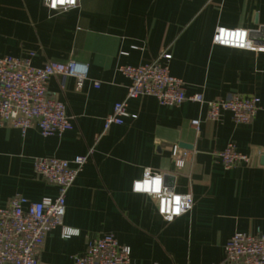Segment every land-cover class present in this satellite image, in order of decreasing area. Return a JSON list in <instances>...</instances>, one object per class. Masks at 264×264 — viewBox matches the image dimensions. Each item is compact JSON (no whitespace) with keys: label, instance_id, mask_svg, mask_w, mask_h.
I'll use <instances>...</instances> for the list:
<instances>
[{"label":"crops","instance_id":"obj_1","mask_svg":"<svg viewBox=\"0 0 264 264\" xmlns=\"http://www.w3.org/2000/svg\"><path fill=\"white\" fill-rule=\"evenodd\" d=\"M217 27L246 30L264 48V0H79L62 13L42 0H0V57L33 53L37 68L74 61L87 69L79 92L74 78L63 90L58 76L47 84L48 95L74 117L72 130L42 137L36 127L22 133L0 126V208L15 195L30 202L56 196V187L35 175L34 159L71 160L93 148L65 198L63 225L78 233L64 239L60 227L50 231L39 262L71 264L110 234L128 248L132 264H223L234 234H264V51L213 45ZM162 52L171 55L170 73L187 96L200 94L206 102L256 96L253 121L235 124L227 112L210 121L204 104L166 107L142 97L128 101L136 118L95 141L104 118L126 97L129 81L119 67L149 63ZM229 144L251 156V165L225 170L216 154ZM173 146L189 154L181 167L173 164ZM145 167L162 174L175 193L190 194L192 209L164 221L153 198L132 191Z\"/></svg>","mask_w":264,"mask_h":264},{"label":"built area","instance_id":"obj_2","mask_svg":"<svg viewBox=\"0 0 264 264\" xmlns=\"http://www.w3.org/2000/svg\"><path fill=\"white\" fill-rule=\"evenodd\" d=\"M42 4L52 12L62 13L77 8L79 0H72V3L68 0L57 2L55 8L50 6L51 0H42ZM240 32L245 33L243 41L236 39ZM249 36L246 30L217 27L212 44L254 53L264 51V48L258 47ZM33 56L34 54L30 53L24 58L0 57V126H10L22 133L36 127L42 137L61 136L72 130L74 117L67 113L63 102L48 95V81L51 77L58 76L60 89L63 90L66 79L74 78L75 91L79 92L87 80L86 66L70 61L65 64L47 63L37 68L31 64ZM171 58L169 53L162 52L149 63L119 67L118 71L129 81L126 97L116 103L111 114L104 118L102 131L95 136V141L105 135L111 126L122 125L126 118H136L127 112L128 101L142 97H152L166 107H177L185 101L204 104L207 109L206 117L210 121H216L222 112L229 113L233 122L238 125H248L253 121L260 110L256 96L233 94L223 100L211 102L204 101L200 94L187 96L183 81L170 73ZM93 87L97 89L99 83L94 82ZM190 124L198 132L199 120H193ZM92 154L93 148H90L86 154L71 160L34 159L35 175L54 185L56 196L53 199L44 198L38 202H30L20 195H15L6 206L0 208V264H43L38 260V253L50 231L60 227L64 239L77 235L71 231L73 229L63 225L65 198ZM188 156L189 154L178 146L171 149L173 164L177 167H181ZM216 157L225 170L238 165L250 166L252 160L251 156L237 152L231 144L218 152ZM153 174L163 177L160 173ZM169 189L175 193L172 188ZM145 195L156 201L157 213L166 222H171L192 209L193 200L190 194H184L189 197V207L180 215H173L170 209L162 213L158 197ZM168 216L172 218L168 219ZM71 264L132 262L128 248L120 245L108 234L90 243L82 255L72 257ZM223 264H264V234L258 230L254 234H234L225 245Z\"/></svg>","mask_w":264,"mask_h":264},{"label":"clouds","instance_id":"obj_3","mask_svg":"<svg viewBox=\"0 0 264 264\" xmlns=\"http://www.w3.org/2000/svg\"><path fill=\"white\" fill-rule=\"evenodd\" d=\"M57 2L63 3L64 0H51V7L55 8ZM72 3V0H68ZM244 32L237 34L236 39L243 41ZM163 177L159 174H153L151 168L145 167L141 179L133 181V191L137 193L151 194L160 200V211L162 213L171 210L173 215H180L189 207L187 200L189 197L184 194L173 193L169 188L163 185ZM168 216V219H171ZM74 234L78 233L77 229L71 230Z\"/></svg>","mask_w":264,"mask_h":264},{"label":"water","instance_id":"obj_4","mask_svg":"<svg viewBox=\"0 0 264 264\" xmlns=\"http://www.w3.org/2000/svg\"><path fill=\"white\" fill-rule=\"evenodd\" d=\"M179 148H182V147L179 146ZM183 148H184V146H183ZM261 164L264 165V154L261 155Z\"/></svg>","mask_w":264,"mask_h":264}]
</instances>
